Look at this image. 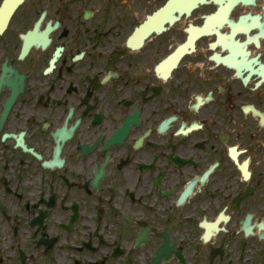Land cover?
Here are the masks:
<instances>
[{"label": "flooded vegetation", "instance_id": "obj_1", "mask_svg": "<svg viewBox=\"0 0 264 264\" xmlns=\"http://www.w3.org/2000/svg\"><path fill=\"white\" fill-rule=\"evenodd\" d=\"M0 264H264V0H0Z\"/></svg>", "mask_w": 264, "mask_h": 264}]
</instances>
